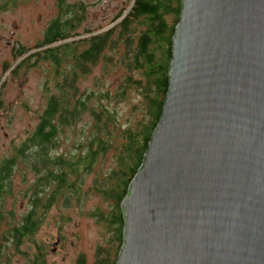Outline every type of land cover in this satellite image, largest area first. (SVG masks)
<instances>
[{"label": "water", "instance_id": "water-1", "mask_svg": "<svg viewBox=\"0 0 264 264\" xmlns=\"http://www.w3.org/2000/svg\"><path fill=\"white\" fill-rule=\"evenodd\" d=\"M116 264H264V0H183Z\"/></svg>", "mask_w": 264, "mask_h": 264}, {"label": "trees", "instance_id": "trees-1", "mask_svg": "<svg viewBox=\"0 0 264 264\" xmlns=\"http://www.w3.org/2000/svg\"><path fill=\"white\" fill-rule=\"evenodd\" d=\"M8 1L12 6L17 2ZM57 1L60 3L58 17L49 24L39 49L29 55L23 48L16 49L14 53L16 59L26 56L12 68L11 75L19 74L25 64L29 68L38 62L49 63L53 72L52 81H48L43 88L46 103L38 117V124L0 161L2 204L4 195H11L14 189L16 172L22 177L31 172L34 177L28 187L19 192L29 201L25 214L16 220L14 212L6 214L0 209V258H4L8 246L22 254V244L28 243L36 250L29 264H46L45 252L36 247L35 241L43 221L57 205L67 208L73 203H81L87 194L84 190L86 178L94 174L100 161L113 151L114 164L102 176H95L89 189L110 204L108 213L97 209L93 215L106 225L107 232L114 235L117 243L113 255H109V248L106 252L101 249L97 264H116L124 227L120 204L127 195L131 179L140 169L150 137L162 117L165 96L169 91L171 45L183 0H133L128 13L114 27L97 34H91L93 32L89 30L86 38H75L78 34L74 32L83 19L82 13L76 10L77 6L74 4L69 8ZM135 25L144 28L136 35V42L130 38ZM118 41L132 48L128 50L127 69L132 73H141L142 78L135 79L129 73L115 91H101L93 87L80 91L78 82L89 76L103 58H107L106 52L115 48ZM52 82L54 84L50 87ZM131 88L139 90L146 104L147 120L122 128L112 101L118 97L125 100ZM86 116L90 118L89 123L79 126ZM70 133L74 134L71 138L74 145L71 151H66L63 144ZM22 180L25 182L24 178ZM5 225L7 229L3 232L1 229ZM76 264L86 262L81 256Z\"/></svg>", "mask_w": 264, "mask_h": 264}, {"label": "rangeland", "instance_id": "rangeland-1", "mask_svg": "<svg viewBox=\"0 0 264 264\" xmlns=\"http://www.w3.org/2000/svg\"><path fill=\"white\" fill-rule=\"evenodd\" d=\"M5 1L0 0V161L12 152L13 145L24 140L38 124V117L44 111L46 103L43 88L48 81H52L50 78L53 67L49 63L38 62L36 66L29 68L25 64L19 70V74L11 75L12 68L14 69L26 55L33 54L39 49L38 39L43 37L47 22L57 16L54 0H17V6L10 5L7 8ZM70 1L77 6V12H81L83 16L74 32L79 36L75 38H86L89 30L93 32L91 34H97L111 29L128 13V9L133 4V0ZM81 8L82 11H80ZM166 19L170 21L168 17ZM11 29L16 31L14 37L11 36ZM133 29L134 33L130 38L136 42L138 38L136 35H139L144 28L135 25ZM20 36L22 38H19ZM7 39H10V45L5 43ZM24 44L26 46L23 50L26 55L16 59L14 50ZM129 49L132 50L118 41L115 48L106 52L107 58H103L89 76L78 82L80 91L92 87L101 91L104 89L115 91L117 86L127 79L126 76L129 73L140 80L141 73H132L130 69H127ZM110 58H112L111 61ZM4 66L7 67V71ZM53 84V82L49 83L50 87ZM112 102L117 108L116 112L120 117L122 128L125 125H136L147 120L146 104L139 90L131 88L125 100H120L118 97ZM89 121L90 118L86 116L79 126L83 127ZM73 135L70 133L63 144V149L66 151L73 149L74 144L71 141ZM113 154L114 152L111 151L107 158L102 159L98 167L94 169V174L86 178L84 190L87 194L84 195L81 203H73L67 208L57 205L51 209L43 221L41 230L35 235V241L36 247L45 252L46 264H76L81 256L86 264H97L96 260L99 254H102V248L105 252L109 248V255L115 253L117 243L114 241V235L111 232L108 233L106 225L93 215L97 209L105 214L108 213L110 204L106 203L96 191L89 189L95 176H102L112 167L115 158ZM33 178L31 172L23 177L21 173L16 172L11 195H4L3 204L2 201L0 202V209L3 212L6 214L8 211L14 212L16 220L25 214L29 201L19 195V192L24 191ZM6 229L5 225L1 230L6 232ZM21 251L23 253L19 254L11 246L6 247V254L4 258H0V264H29L30 257L35 256L33 254L36 251L35 248L25 243L22 244Z\"/></svg>", "mask_w": 264, "mask_h": 264}, {"label": "flooded vegetation", "instance_id": "flooded-vegetation-1", "mask_svg": "<svg viewBox=\"0 0 264 264\" xmlns=\"http://www.w3.org/2000/svg\"><path fill=\"white\" fill-rule=\"evenodd\" d=\"M17 1V0H16ZM60 2H62V3H64V4H66V6L67 7H69V8H72V6H73V3L70 1V0H59ZM54 2H55V6L58 8V5L60 4L57 0H54ZM16 3V2H15ZM5 7L7 8V7H9L10 5H12V4H10V2L8 1V0H6L5 1ZM16 6L18 5V3H16L15 4ZM14 5V6H15ZM56 8V9H57ZM58 9H57V13H58ZM81 11H82V8H81ZM56 15H58V14H56ZM58 17V16H57ZM56 19V17H54L53 19H49V21L47 22V24H46V27H45V31H44V35L47 33V30H48V26H49V24L50 23H52V21H54ZM15 27V26H14ZM10 32H11V36H13L14 37V35H15V33H16V31H14V30H10ZM44 35H43V37L42 38H40V39H38V41H40V43L41 42H43V38H44ZM19 38H22L21 36L19 37ZM5 43H7V45H10L11 44V41H10V39H7L6 41H5ZM39 43V44H40ZM26 45L24 44V45H22L21 47H20V49L21 48H24ZM15 51L16 50H14V53H15Z\"/></svg>", "mask_w": 264, "mask_h": 264}]
</instances>
